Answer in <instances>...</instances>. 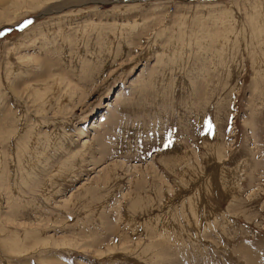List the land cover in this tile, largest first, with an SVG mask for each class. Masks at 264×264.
I'll return each instance as SVG.
<instances>
[{
	"label": "rangeland",
	"instance_id": "obj_1",
	"mask_svg": "<svg viewBox=\"0 0 264 264\" xmlns=\"http://www.w3.org/2000/svg\"><path fill=\"white\" fill-rule=\"evenodd\" d=\"M6 29L0 264H264V0H0Z\"/></svg>",
	"mask_w": 264,
	"mask_h": 264
},
{
	"label": "bare ground",
	"instance_id": "obj_2",
	"mask_svg": "<svg viewBox=\"0 0 264 264\" xmlns=\"http://www.w3.org/2000/svg\"><path fill=\"white\" fill-rule=\"evenodd\" d=\"M3 124V122H0V133H1V130L4 128V126L2 125ZM2 134V133H1ZM27 137H28V135H27ZM55 138V137H54ZM0 143H2V141H4V137L2 136V135H0ZM35 140H37V139H35ZM4 143V142H3ZM35 143V142H34ZM34 143L32 142V138H31V136H30V139L28 140V141H25L23 144H19L18 145V148H19V150L21 151V154H22V156L24 157V159H23V163L22 164H20V165H18V169L20 170V171H24L27 175V177L30 175V174H32V172H26L25 170H23V168L22 167H24L23 166V164L24 163H26V164H31V158H33V156L34 155H36L37 154V151H36V148H35V145H34ZM58 143V140H57V142H56V145H58L57 144ZM62 147V144H61V142H60V144H59V148H61ZM34 151H36V152H34ZM29 166V168H33V167H31V165H28ZM3 168H4V162H3V155H2V153H1V151H0V177H1V175H3ZM25 168V167H24ZM31 171H33L34 172V174L35 173H37L36 172V170H34V168L31 170ZM17 177H23V175H19V176H17ZM1 186V185H0Z\"/></svg>",
	"mask_w": 264,
	"mask_h": 264
},
{
	"label": "snow or ice",
	"instance_id": "obj_3",
	"mask_svg": "<svg viewBox=\"0 0 264 264\" xmlns=\"http://www.w3.org/2000/svg\"><path fill=\"white\" fill-rule=\"evenodd\" d=\"M32 23V21L31 20H24V21H22V22H20L19 23V27L21 28V29H23V28H25V27H27L29 24H31ZM11 29H6L5 31H0V36H3V35H5V32L6 31H10ZM209 127H211V125H209Z\"/></svg>",
	"mask_w": 264,
	"mask_h": 264
}]
</instances>
